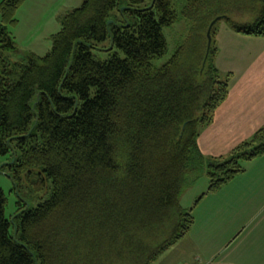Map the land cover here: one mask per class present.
Listing matches in <instances>:
<instances>
[{"label": "trees", "instance_id": "16d2710c", "mask_svg": "<svg viewBox=\"0 0 264 264\" xmlns=\"http://www.w3.org/2000/svg\"><path fill=\"white\" fill-rule=\"evenodd\" d=\"M24 1L0 0V164L16 187L51 188L10 218L0 188V264H149L193 223L185 185L205 171L215 191L264 153V125L225 156L197 145L231 76L214 62L218 20L209 48L207 28L220 16L264 36V0H82L46 53L12 60L7 26ZM179 20L174 51L154 65Z\"/></svg>", "mask_w": 264, "mask_h": 264}, {"label": "rangeland", "instance_id": "374dc122", "mask_svg": "<svg viewBox=\"0 0 264 264\" xmlns=\"http://www.w3.org/2000/svg\"><path fill=\"white\" fill-rule=\"evenodd\" d=\"M81 2L82 0H25L16 9L15 18L17 22L7 26L18 49L16 52L9 53L10 58L20 60L24 53L28 51L39 55L46 53L51 46V34L59 29V17L65 14L66 11L79 6ZM232 16L238 21H243L247 20L250 14L235 13ZM227 26L229 25L224 18L219 19L214 30L215 37L217 38L222 29ZM184 29L185 25L182 20L171 26L163 27L167 49L162 56L155 58L154 65H160L171 55L175 48L176 39L185 31ZM94 54L100 59L106 57V53L101 51H95ZM1 162L2 159H0ZM243 166L244 171H247V173H239L215 191L207 190L209 180L206 172L202 171L193 182L185 185L180 193V205L183 208L192 207L195 220L203 224H209L208 228L210 230L199 241L201 253L204 254L201 257V264L208 263L206 261L210 256L208 254L210 251L217 250L222 253L227 249L230 250L240 242L241 235L238 237L236 234L241 233L245 227H248L251 222L249 218L255 211L252 210L253 208L248 207L245 202L263 200L264 203V195H262L264 189L256 188L252 185L254 182L250 180L252 174L256 175L254 172L257 171L256 168L251 167L250 169L251 163H249V160L243 161ZM0 168V188L6 197L4 213L7 218L15 213L18 201L20 206L34 207L49 196L50 182H46V186L42 191H32L25 181L20 182V186L16 187L9 176V169L1 164ZM196 200H198L197 204H195ZM226 203L238 204L242 209L241 214L228 210ZM263 203L260 207H263ZM235 235L237 237L234 239ZM209 242L212 246H209ZM170 247L149 264L181 263L182 260L178 257L176 247L174 245Z\"/></svg>", "mask_w": 264, "mask_h": 264}, {"label": "crops", "instance_id": "0c3cea01", "mask_svg": "<svg viewBox=\"0 0 264 264\" xmlns=\"http://www.w3.org/2000/svg\"><path fill=\"white\" fill-rule=\"evenodd\" d=\"M214 40L217 47L215 65L221 74L230 72L231 76L226 98L215 110L211 123L203 127L197 137L198 148L206 157L227 155L264 125V36L236 32L227 26L217 38L214 33ZM249 163L250 169L255 167L257 170L254 171L255 176H250V180L254 182L252 185L263 190L264 153L249 160ZM241 173L245 174L247 171ZM262 203L263 200L245 202L255 211L249 218L251 222L248 227L236 234L238 237L241 235L240 242L222 253L217 250L210 251L207 264H264V203L260 207ZM226 206L228 210L241 214L242 209L238 204L226 203ZM192 215L190 229L173 244L182 260L178 264H201V257L204 255L201 253L199 241L210 230L209 224L197 222L193 211ZM209 246H212L210 242Z\"/></svg>", "mask_w": 264, "mask_h": 264}, {"label": "water", "instance_id": "95a60500", "mask_svg": "<svg viewBox=\"0 0 264 264\" xmlns=\"http://www.w3.org/2000/svg\"><path fill=\"white\" fill-rule=\"evenodd\" d=\"M220 19V16L215 17L209 24L207 31H206V36H207V48H209V45L211 43V35H210V29L212 27V25Z\"/></svg>", "mask_w": 264, "mask_h": 264}, {"label": "built area", "instance_id": "2783aa9c", "mask_svg": "<svg viewBox=\"0 0 264 264\" xmlns=\"http://www.w3.org/2000/svg\"><path fill=\"white\" fill-rule=\"evenodd\" d=\"M186 264H188V263H186Z\"/></svg>", "mask_w": 264, "mask_h": 264}]
</instances>
